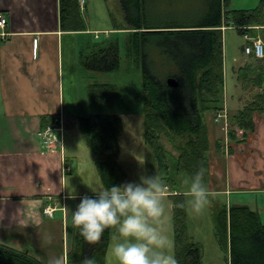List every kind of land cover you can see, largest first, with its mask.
Listing matches in <instances>:
<instances>
[{
	"label": "trees",
	"instance_id": "obj_1",
	"mask_svg": "<svg viewBox=\"0 0 264 264\" xmlns=\"http://www.w3.org/2000/svg\"><path fill=\"white\" fill-rule=\"evenodd\" d=\"M119 1L127 24L122 28L129 33V55L142 69L143 90L139 98L144 105L146 173L159 174L177 188L182 176H191L203 168L208 186L211 146L204 117L225 106L223 25L231 22L241 34L258 36L254 32L256 26H264V0L259 8L228 13L227 0ZM61 10L65 28L86 29L79 0H62ZM118 48L116 40L95 49L85 55V66L94 73L119 69ZM248 56L249 62L233 69L244 101L243 108L229 116L228 137L238 142L241 139L233 128L254 130L253 113L264 111V57ZM171 77L176 79V86L168 83ZM116 88L112 82L95 81L89 86V93L94 104L100 106L117 95ZM78 122L103 184L120 185L125 176L118 162L122 117L97 112L80 115ZM220 146L217 142L216 147ZM87 196L98 198L97 194ZM173 199L175 257L179 264H202L203 248L187 233L185 208L179 206L184 201L177 195ZM111 230H105L98 243L90 244L77 228L69 264H82L85 257H95L96 264H106ZM215 236L220 247L230 252L231 264H264V222L249 205L215 206ZM0 264L45 263L0 243Z\"/></svg>",
	"mask_w": 264,
	"mask_h": 264
},
{
	"label": "crops",
	"instance_id": "obj_2",
	"mask_svg": "<svg viewBox=\"0 0 264 264\" xmlns=\"http://www.w3.org/2000/svg\"><path fill=\"white\" fill-rule=\"evenodd\" d=\"M61 2L0 0V11L8 16L9 32L6 39L0 38V243L45 264L49 256L65 250L69 256L74 239L66 237L69 200L78 194L66 192L67 174L73 171L70 153H64L65 128L70 122L64 118L61 150H44L36 132L60 114L68 119L66 111L77 108L84 99H92L89 86L95 73L84 64L85 55L94 51L86 53L88 40L94 31L108 30L91 26V12L86 29L65 28ZM227 68L224 61L225 72ZM243 101L235 83L231 105L225 94L228 116L243 108ZM216 114L207 112L204 117L211 146L209 158L213 155L216 164V157H221L223 165L220 178L213 166L208 188L216 194H240L235 205L247 204L261 216L264 202L259 204L251 195L264 198V111L253 113L254 130L233 128L239 142L228 137L223 123L214 122ZM215 152L222 154L215 156ZM65 166L70 170L65 171ZM212 182L218 186L211 187ZM174 190L180 193L177 197L183 196V191ZM48 206L56 207L52 215L44 213ZM46 234L53 236V242L42 245Z\"/></svg>",
	"mask_w": 264,
	"mask_h": 264
},
{
	"label": "rangeland",
	"instance_id": "obj_3",
	"mask_svg": "<svg viewBox=\"0 0 264 264\" xmlns=\"http://www.w3.org/2000/svg\"><path fill=\"white\" fill-rule=\"evenodd\" d=\"M81 3V0H80ZM262 4V0H227L225 9L227 13L231 10L238 9H256ZM81 12L84 14L86 23L90 20L88 17L91 12V26L95 29H108V30H96L93 32L91 39L88 40V52L98 49L104 45H107L110 41H118L119 54H120V67L117 70L109 72H95V81H109L116 85L118 90L117 95L113 96L110 102H103L100 106H96L92 99H84L77 108L68 110L66 113L69 115L68 119L65 115L63 117L70 122V126L66 125V140L64 146V153L66 152L72 158V172L67 176V189L68 194H78L77 197L69 200V220L66 226V237L71 241L73 239L77 228L72 225L71 216L72 212L76 209L80 203V197L85 194H96L93 190L99 191L104 187L101 181L98 169L93 160L91 150L87 146L84 135L80 130L78 117L84 114L97 113V112H109L117 113L123 120V131L120 138V152L118 155V162L122 166L125 176L120 180V184L125 182H139L141 175H147L146 165H148L146 157V145L144 143V105L139 98L140 92L143 90V78L142 69L134 59L129 55V33L122 27H127L125 21V15L123 8L119 0H84L82 3ZM225 27L223 31L224 36V61L228 66V71L225 72L226 90L225 94L228 98L229 105H231V94L236 83L235 77L231 71L233 66L242 65L249 62L250 56L244 53V46L246 40L243 37L236 26L231 22H224ZM223 27V28H224ZM264 26H256L254 33L259 34L255 36L262 39L264 42V32L259 30ZM252 36V35H251ZM93 52V51H92ZM90 52L89 54H91ZM85 53V54H86ZM244 94L239 89V94ZM90 99V96H89ZM66 114V115H67ZM215 116V115H214ZM214 122L215 117L213 118ZM64 132V134H65ZM168 147H172L168 142ZM220 149V148H219ZM222 152V150H217ZM215 152V156L220 155ZM217 162L213 160V155L210 160V171L216 169V177L220 178L222 173V162H219V158L216 157ZM140 161L144 163L141 164ZM218 171V172H217ZM213 176V175H212ZM180 180V185L177 187V191L184 190ZM213 179V177H212ZM179 180V177H178ZM215 180V179H214ZM173 188V184L167 182ZM210 184V182H209ZM209 184L207 187H209ZM218 184L211 183V187H217ZM79 196V198H78ZM239 195H225L216 194L214 198L210 197V204L199 215L193 214L189 211L187 205L184 207L185 223L187 225V233L193 237V239L199 242L203 248L202 264H231L230 252L222 249L218 244L215 236V206L227 205L229 208L231 205L237 203V197ZM254 200L259 204L263 203V196L261 194H252ZM174 197H169L166 201V219L162 224V229L168 235L172 242L171 252L175 255V224H174ZM184 203L186 201L185 196H181ZM237 205V204H236ZM251 207V206H250ZM252 208V207H251ZM254 209V208H253ZM256 210V209H255ZM258 211V210H257ZM264 212L261 214V220L264 222ZM115 230L111 232L113 234ZM112 243L111 235L109 246L107 247L106 264H112L109 257V248ZM71 244V242H70ZM70 249L71 246L69 245Z\"/></svg>",
	"mask_w": 264,
	"mask_h": 264
},
{
	"label": "clouds",
	"instance_id": "obj_4",
	"mask_svg": "<svg viewBox=\"0 0 264 264\" xmlns=\"http://www.w3.org/2000/svg\"><path fill=\"white\" fill-rule=\"evenodd\" d=\"M143 164V161H140ZM201 168L191 176L182 178L185 203L193 214H201L216 196L204 181ZM98 198L85 195L72 212L71 222L90 244L98 243L105 230L114 229L109 257L112 264H179L171 252L172 242L162 229L166 219V201L178 195L159 174L141 175L139 182L93 190ZM75 198V196H73ZM53 242L46 234L42 245ZM47 264H69L67 250L51 255ZM82 264H96L95 257H85Z\"/></svg>",
	"mask_w": 264,
	"mask_h": 264
},
{
	"label": "built area",
	"instance_id": "obj_5",
	"mask_svg": "<svg viewBox=\"0 0 264 264\" xmlns=\"http://www.w3.org/2000/svg\"><path fill=\"white\" fill-rule=\"evenodd\" d=\"M84 0H81L80 9L82 8V3ZM8 24V16L0 11V38L6 39L9 32L6 30ZM225 29V27L223 28ZM246 44L244 46V51L246 55H254L256 58L264 57V42L262 39L255 36H251L248 32L243 34ZM229 116L226 109L219 111L215 115V121L218 123H223L225 130L228 132L229 129ZM63 131H64V117L63 114H60L53 118L51 123L39 128L36 132V136L40 145L44 150L52 152L55 149L62 148L63 143ZM70 167L65 166V171H69ZM56 210L54 206H48L44 209V213L47 215H52Z\"/></svg>",
	"mask_w": 264,
	"mask_h": 264
},
{
	"label": "water",
	"instance_id": "obj_6",
	"mask_svg": "<svg viewBox=\"0 0 264 264\" xmlns=\"http://www.w3.org/2000/svg\"><path fill=\"white\" fill-rule=\"evenodd\" d=\"M168 83H169L170 85H172V86H176V85H177V81H176V79L173 78V77L169 78Z\"/></svg>",
	"mask_w": 264,
	"mask_h": 264
}]
</instances>
